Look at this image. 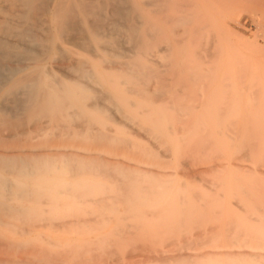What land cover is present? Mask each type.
<instances>
[{"label": "bare ground", "instance_id": "obj_1", "mask_svg": "<svg viewBox=\"0 0 264 264\" xmlns=\"http://www.w3.org/2000/svg\"><path fill=\"white\" fill-rule=\"evenodd\" d=\"M234 7L258 19L264 41V0H0V264H95L98 260L107 264V258L120 259L117 249H125L130 258L134 255L130 249L144 250L140 255L149 253L148 258L155 259H148L150 264H198L177 244L178 253L169 255L159 254L155 245H173L174 240L180 244L190 236L189 225H184L197 222L202 225L195 228L221 221L223 248L248 239L256 241L257 249L264 248V225L258 226L260 237L249 230L244 233L246 224H264V85L253 87V82L248 87V71L233 58L230 63L225 55L229 61L222 63L221 41L227 34L220 22ZM246 96L255 101H247ZM200 97L205 99L200 105L203 113ZM239 97L247 101L244 107L249 103V111L234 113L244 103ZM187 99L199 103L192 106ZM232 101L241 104L233 108ZM252 103L256 115L250 112ZM187 115L191 118L185 122ZM210 117L220 118L216 131L204 130ZM130 128L140 139L131 136ZM216 137L226 144L222 148L228 149V159L234 158L236 172L222 184L228 189L225 207L231 212L221 219L213 206L216 199L219 205L224 202L221 195L215 193L217 198L211 199L214 194L190 186L188 197V185L119 156L131 153L160 165L173 157L184 164L187 157L215 147ZM144 138L148 144L142 142ZM253 158L261 167L241 166ZM220 166L212 165L204 173L217 172ZM251 174L254 181L243 183ZM167 202L171 206L161 211ZM204 204L212 207L202 209ZM246 209L253 214L243 221L245 216H240ZM39 228L52 234L60 229L69 232L68 240L91 233L99 236L90 245V239L87 244L83 239L78 244L52 243L44 231L33 235ZM200 233L194 234L200 238ZM206 241L209 245L210 239ZM196 243L190 239L178 245L186 250ZM220 255L222 264H248L254 257L264 261L261 250L250 256L245 253L248 260L236 251Z\"/></svg>", "mask_w": 264, "mask_h": 264}, {"label": "rangeland", "instance_id": "obj_2", "mask_svg": "<svg viewBox=\"0 0 264 264\" xmlns=\"http://www.w3.org/2000/svg\"><path fill=\"white\" fill-rule=\"evenodd\" d=\"M232 10H229L223 17H222V19H226V21H227V23H225V21H223L222 19H221V22H220V24L222 25L223 23V25H222V27H223V30H224V32H223V34H227L226 35V38H222V41H223V43H222V41H221V52H222V63L223 64H227L228 63V61H229V59L227 60V56H229L230 57V63H237L238 64V66L240 67V68H242L246 73H247V71H248V73H249V78H247V80L245 81V83H247V85H248V87H250L251 85H252V83L254 82V84L252 85L253 87H259V86H263L264 85V83H262V82H264L263 80H264V51L263 52H260L261 51V48H262V50H263V48H264V41L262 40V39H260V37H259V35H260V30H258L259 28L257 27V21H258V19L256 18L255 19V17H252L253 15H251V14H249V13H243V11L241 10V9H239L238 7H234V8H231ZM223 21V22H222ZM224 25H226L225 27H224ZM229 31V32H228ZM256 33H258V34H256ZM234 35V36H233ZM230 38H229V37ZM258 38V39H257ZM255 40V41H254ZM248 41V42H247ZM247 42V43H246ZM258 42V44H259V46L260 45H262V47L261 48H259V46L256 44V43ZM249 43V44H248ZM255 43V44H254ZM247 48H246V47ZM258 48L260 49V51L258 50ZM258 51H259V53H258ZM225 55H227V56H225ZM228 57V58H229ZM233 58V59H232ZM231 59H232V61H234V62H231ZM262 69V70H261ZM250 71V72H249ZM262 71V72H261ZM252 72V73H251ZM258 72H260V74H257ZM247 73V74H248ZM251 73V74H250ZM252 74H257L256 76H259V79H258V77H256L255 75H253L252 76ZM251 76V77H250ZM261 76V77H260ZM263 76V77H262ZM254 77V78H253ZM254 79V80H253ZM263 79V80H262ZM250 82H251V84H250ZM206 99H208V97H205ZM239 98H242V99H240L241 100V103H243L242 105H240V106H243V105H247V101H248V97L246 96L245 98H246V100H245V98H243V97H239ZM252 98H254V97H252ZM200 104H199V109L200 108H202L200 105L201 104H203V101H205V99H204V97H200ZM204 99V100H203ZM237 99H238V97H237ZM237 99H235V100H237ZM250 99H251V97H250ZM249 99V100H250ZM203 100V101H202ZM239 100V101H240ZM253 102L255 101L254 99H251ZM188 101H190V99L188 100L187 99V102ZM194 102V105H196L197 103H199V102H196L195 100H193ZM201 101H202V103H201ZM239 101H237V102H239ZM236 102V103H237ZM246 102V103H245ZM257 102V101H256ZM256 102L254 103V105H256ZM189 103V105H192L193 106V103H192V99H191V101L190 102H188ZM235 103V101H232V107L234 108L235 106L237 107L238 106V104H241L240 102L238 103V104H236ZM251 103V102H250ZM198 105V104H197ZM196 105V106H197ZM205 105L206 106H204V107H208L207 105H208V102H205ZM252 105H253V103H252ZM254 105H253V110L252 111H250L251 113L253 112V111H255V110H258V109H255L254 108ZM225 106V105H224ZM239 106V107H240ZM238 107V108H239ZM238 108H236V110L234 111V113L236 112L237 114H239V113H243V111H241V110H243V109H250V106H249V103H248V107L246 108V107H240V109H238ZM252 108V107H251ZM258 108V107H257ZM246 110V111H249V110ZM259 109H260V107H259ZM202 111H200V110H196L195 109V111H197V112H202L203 113V111H204V109L202 108L201 109ZM211 110V109H210ZM232 110V109H231ZM234 110V109H233ZM213 111V110H212ZM212 111H211V113L210 114H212ZM194 112V111H193ZM192 112V113H193ZM196 112V113H197ZM199 112V113H200ZM231 111L229 110V113H230ZM257 112V111H256ZM256 112L255 113H252V114H254V115H256ZM195 112L193 113V114H196ZM208 113H209V111H208ZM228 113V112H227ZM229 113L227 114V115H229ZM258 113V112H257ZM230 114H233V113H230ZM249 115H250V113H249ZM189 116H191V115H189ZM252 115H250V117H251ZM255 117V116H254ZM187 118H191V117H188V115H187V117L185 116L184 117V121L186 122V119ZM218 117H215V119L213 118V119H211V117H210V120H206V122H208L207 124L208 125H205V126H207L206 127V129H204V130H209V132H210V130H214V131H216L217 129H219L218 127H219V125L217 126V124L219 123L218 121H220V118H218L219 120H216ZM231 118V117H230ZM226 119H228V118H226ZM225 119V120H226ZM250 119H254V118H250ZM189 120H191V119H189ZM224 120V119H223ZM221 121H222V119H221ZM213 122V123H212ZM217 122V124H215ZM215 126V127H214ZM205 128V127H204ZM264 128V127H263ZM262 128V129H263ZM131 129V131H129L130 132V134H131V136L133 135H135L134 137H137V133H135L133 130L134 129H132V128H130ZM129 129V130H130ZM216 129V130H215ZM264 130V129H263ZM132 132H134L133 134H132ZM212 132V131H211ZM229 134H232L231 132H228ZM138 138V137H137ZM217 138V137H216ZM138 139H140V136H139V138ZM145 140H147V139H145L144 138V140L142 141V142H144L145 144L147 143ZM219 139L217 138L216 140L214 139V143H213V145H215V147L214 146H212V144H211V146H212V148L210 147V149H209V147H208V152H204V155L203 154H201L200 156H196V157H193V155H191V157H192V160H191V157L190 158H186L185 159V161H184V164H183V162L181 161H177L178 159H176L175 158V161L177 162H175L174 161V158L172 157V158H170V159H168V158H165L164 160H166V162H168L169 164H167L166 163V165H160L159 163H156V162H153V161H147V160H140L137 156H135V155H132L131 153H119V156H120V158L121 159H124V161H126L127 163H130V164H132V165H135V164H141L142 165V167L143 168H145V169H148V170H153V172L154 173H158V171H161L164 175H166V179H169V178H172V177H174V178H172L171 180H173L174 182H176V183H180L181 185L183 184L184 186H187L185 189L187 190V192L188 193H190L189 194V196L188 197H190L191 196V191H189V190H191L190 188L192 187V189L194 190V189H196V188H199V191H201V193H203V192H205L206 191V193H208V195L209 194H211V195H215L214 197H212L211 195V199L212 198H214V199H216L217 197H216V194L215 193H217V195L219 194V195H221L222 197H224V195L226 194V196H227V193H228V189L227 190H225V188H224V186L222 185V184H224L223 183V181H225V178H231V179H233L234 177H236V172H234V162H233V160H234V158H230V159H228V157H230V156H228V149H223L224 147L226 148L227 146H226V144H224V142L223 141H218ZM148 141V140H147ZM149 142V141H148ZM148 144V143H147ZM222 145H224V146H222ZM219 147V148H218ZM223 147V148H222ZM215 148V149H214ZM221 149V150H220ZM223 149V150H222ZM216 151H218V152H216ZM221 151H222V153H221ZM227 152V153H226ZM215 153H216V157L214 158V159H212L213 158V156L215 155ZM231 153V151L229 150V154ZM219 154L223 157V155L225 156V157H218L219 156ZM223 154V155H222ZM205 155H208V156H205ZM232 156V155H231ZM205 157V158H204ZM189 159H190V161H189ZM227 159L228 160H230L231 162L229 163V161H227ZM168 160H170V162L168 161ZM194 160V161H193ZM253 160H256L255 162L253 161ZM253 160H249L251 163H249V161L248 162H246V161H243V163H241V166H243V167H247L248 166V168L250 167H252V170H254L255 168H259L258 166H260L261 167V165L259 164V162H258V160L257 159H255V158H253ZM188 163H187V162ZM196 161H197V164H196ZM177 164V166H179L180 165V163H181V165H183V167L181 166V168H180V171L178 170L179 168L176 166V165H174L175 163ZM191 162V163H190ZM194 162V163H193ZM252 162H254V164L256 163L257 164V166L255 167V165L254 164H252ZM170 163H171V165H170ZM186 163V164H185ZM226 163V165H222V164H225ZM229 163V164H228ZM232 163V164H231ZM212 165H218V166H220L221 168H220V170H218L217 172L216 171H213V172H206V173H204V169H206V168H209V167H211ZM191 166V167H190ZM223 166H225L227 169H229L228 167H230L232 170H233V172L231 171V170H229V172L231 173V174H229V173H227L228 172V170L227 169H222V167ZM172 169H171V168ZM177 167V168H176ZM189 167V168H188ZM225 167H223V168H225ZM184 170H183V169ZM189 169H190V171H189ZM195 170V172H196V170H200L201 171V173L200 172H196V173H194V170ZM191 170H192V172H191ZM190 172V173H189ZM182 173V174H181ZM184 173H186V174H184ZM189 173V174H188ZM213 173H215V174H213ZM200 174V175H199ZM249 174V173H248ZM186 175V176H185ZM202 175V176H201ZM213 175V176H212ZM230 175V176H229ZM254 175V174H253ZM192 178H191V177ZM201 176V177H200ZM175 177H176V179H175ZM188 179H187V178ZM199 177V178H198ZM205 177V178H204ZM215 177V178H214ZM253 176H252V174L251 175H247V177H245L246 178V180L244 181L243 180V183H246V184H248L249 182H253L254 181V179L252 180V179H250V178H252ZM204 178V180L203 181H201L202 179ZM206 178H208V179H206ZM211 178H213V179H211ZM248 178L250 179V181H248ZM187 180H189V181H187ZM194 180H197L198 181V183H196V181H194ZM210 180H213V181H211V182H209ZM180 181V182H179ZM199 181H200V183H199ZM216 181H218V182H216ZM205 182H208V184H204ZM213 182V184H211ZM214 182H215V184H214ZM187 183V184H186ZM217 183H218V185H217ZM196 184V185H195ZM199 186H198V185ZM210 184H211V186H213L214 185V188L213 187H211L210 186ZM221 184V185H220ZM182 185V186H183ZM216 185H217V187H216ZM191 186V187H190ZM204 186H206V187H210V191H208V188H206V189H203L202 187H204ZM196 187V188H195ZM213 188V189H212ZM212 189V190H211ZM215 189V190H214ZM197 190V189H196ZM205 190V191H204ZM203 191V192H202ZM226 191H227V193H226ZM198 192V191H197ZM221 192H222V194H221ZM225 193V194H224ZM202 196H205L206 194H201ZM220 196V197H221ZM193 197V196H192ZM192 197L190 198V199H192ZM219 198L220 200H224V202H222V204L221 205H219L218 203H220L219 201H216V200H218V199H216L214 202H213V206H214V209L215 208H217V210H219V211H223V213H221V214H219L220 212L219 211H217L216 209V211L215 212H217V214H216V216H218V218L219 219H221L222 217H224L225 215L227 216V214H229L231 211L228 209L227 210V208L228 207H225L226 206V201L228 200V196L227 197H224V198ZM227 199V200H226ZM228 202V201H227ZM235 203H237L236 201H235ZM169 204V206H171V204H170V202H167V203H165V205H164V203H163V205H162V207H158L161 211H165L166 210V208L168 207L169 208V206H167ZM206 204V203H205ZM205 204H204V206H202L201 208L202 209H204V208H211L212 206L211 205H206L205 206ZM236 205V204H235ZM157 205H155V207H156ZM160 206V205H159ZM221 207V208H219V207ZM225 207L226 209H224L223 207ZM121 210H122V208H120ZM214 209H211V213L214 211ZM224 209V210H223ZM168 210V209H167ZM213 210V211H212ZM225 210H227V211H225ZM207 211V210H206ZM227 212V213H226ZM244 213H242V215L240 216V217H244V219L242 218V220L243 221H246V220H248V218H252V217H249L250 216V214H248V213H252V211H249V210H247L246 209V211H243ZM247 214H248V216H247ZM253 214V213H252ZM251 214V216H253ZM257 214H259V213H256V214H254V216L253 217H256L257 216ZM263 214H264V212H263ZM213 215V214H212ZM215 215V214H214ZM225 216V217H226ZM248 218H247V217ZM262 216V215H261ZM214 217V216H213ZM259 217V216H258ZM263 217V216H262ZM260 218V217H259ZM218 219V220H219ZM246 219V220H245ZM262 219V218H261ZM220 221V220H219ZM193 223V222H192ZM195 223H196V221H195ZM199 225L201 224L200 222H197ZM196 223V224H197ZM254 223V224H253ZM252 224H246V230L244 231V233H245V235H246V233L248 232V230H249V234H252V233H254L253 235H256V233H259V231L260 232H262V229L261 228H259L260 226H262V225H264V224H262L261 222H253ZM196 224H192L191 225V223H189V224H185L184 226H186V225H191L190 227L189 226H186V227H188L189 229H190V232H188L189 234L188 235H190V236H188L187 238H189V239H183V240H181V241H183V242H181L180 244H179V241H176V240H174L175 241V245L173 244L172 245V242L170 243V242H168V243H166V244H162V242L161 243H159L158 244V242L155 244L158 248H156V246L154 247V248H156L157 249V251H159V254H161V255H169V254H174V252L176 251L177 252V249H182L181 251L183 252V254L184 255H191L192 254V256H194V258L192 259V260H195V259H197L199 262H200V264H203V262H201V261H208V264H212L211 262H213L214 260H215V262H217V261H219L220 259H221V257H222V261H223V256H221L220 254L221 253H226V252H230V251H236V252H240V253H242V255L243 256H245L244 254L245 253H247L248 255L247 256H250V254L251 255H254L255 253H258L260 250L262 251V252H264V248L263 249H257V246H256V241H253V240H249L248 239V241L247 242H243V243H240V242H238V243H236L235 245H233V246H231L230 247V245L229 246H226L225 245V248H223L221 245L222 244H220L219 245V242L221 243V234H222V231H220L221 229H222V224H221V221L220 222H211V223H206V224H203V226H204V228L206 229V230H209V231H206L203 227H199V226H196V228H195V225ZM197 224V225H198ZM213 224V225H212ZM217 224V225H216ZM194 225V228L195 229H197L196 230V232H195V229L192 227ZM202 225V224H201ZM210 225V226H209ZM215 225V226H214ZM257 227H256V226ZM41 225H39V227H40ZM259 226V227H258ZM216 227V228H215ZM244 227V226H243ZM211 228H212V231H211ZM250 228V229H249ZM192 229H194V230H192ZM214 229V230H213ZM220 229V230H219ZM245 229V228H244ZM253 229V230H252ZM41 229L39 228V229H36V231H33V235L34 236H36L37 235V233H40V232H42V231H44V230H42V231H40ZM258 230V231H257ZM50 231V230H49ZM49 231H44V232H42L44 235H45V237L50 241V242H56V243H58V242H62V241H66L65 243H69V242H73V243H76V244H78V242L80 241V240H85V241H83V242H87L89 245H90V243L92 242L93 243V241H96L97 240V237L99 236V234L98 233H91V235H82L81 237H77L78 238V240L77 239H75V237H72V238H69L70 240H68V237H70V236H66L67 235V233H69V232H65L64 231V233H63V231H61V229L60 230H54V234H52V230L49 232ZM201 231H203V232H201ZM257 231V232H256ZM160 232V231H159ZM200 234H202V236H204V237H202V236H200V238H199V236H197L199 233ZM264 232V231H263ZM52 235H51V234ZM61 233H63V234H61ZM193 233V234H192ZM194 233H196V234H194ZM209 233V234H208ZM221 233V234H220ZM205 234H208L209 235V238H208V235H205ZM261 233H259V236L258 237H260L261 235L264 237V235H263V233L260 235ZM53 235L55 236V238L58 240V239H60V240H58V241H56V239H54V237H53ZM158 235H159V233L157 232V234H156V236H155V234H154V236L157 238V239H159V237H158ZM160 235H161V232H160ZM159 235V236H160ZM194 235H196V236H194ZM57 236V237H56ZM163 236V235H162ZM162 236H161V238H162ZM247 236H248V234H247ZM246 236V237H247ZM252 235H249V237H251ZM59 237V238H58ZM198 237V238H197ZM203 239H202V238ZM205 237H206V239H210V242H209V245H208V241H206V239H205ZM242 237L244 238V236L242 235ZM249 237H247V238H249ZM253 237V236H252ZM251 237V238H252ZM63 238V239H62ZM155 238V239H156ZM197 238L198 240H195V239ZM243 238L241 239V240H243ZM250 238V239H251ZM53 239H54V241H53ZM65 239V240H64ZM87 239H90V242H89V240H87ZM164 238H162V240H163ZM182 239V238H181ZM194 240V241H196L197 243H196V245H195V247H194V245H193V248H191V249H189V247L188 248H186V250H184L185 248H180V246L179 245H183V244H185V241L186 242H188L189 240ZM218 239L220 240V241H218ZM253 239V238H252ZM75 240V241H74ZM87 240V241H86ZM178 240V239H177ZM185 240V241H184ZM200 240H202L201 241V243H202V245L200 244V242H198V241H200ZM203 240H204V242L206 241V244L203 242ZM257 240H259V239H257ZM133 241V240H132ZM215 241V242H214ZM217 241V242H216ZM261 241H263L264 242V240H262L261 239ZM176 242H178V243H176ZM80 243H82V242H80ZM79 243V244H80ZM85 243L84 244H82V245H85ZM86 243V244H87ZM91 243V244H92ZM132 243V242H131ZM194 243V242H193ZM198 243H199V245H200V247H199V245H198ZM245 243H247V244H245ZM253 243V244H252ZM141 244V243H140ZM168 244V245H167ZM172 245V246H170V245ZM176 244H177V247H176ZM179 244V245H178ZM212 244V245H211ZM243 244V245H242ZM165 245H166V247H165ZM264 245V244H263ZM163 246V247H162ZM178 246H179V248H178ZM196 246H198V248L196 247ZM256 246V247H255ZM175 247L177 248V249H175ZM110 249L112 248V247H109ZM194 248H196V250H194ZM158 249H160V250H158ZM163 251H162V250ZM173 249H175L174 251H172ZM193 249V250H192ZM106 250V249H105ZM107 250H108V247H107ZM119 249H117L116 251H117V253L119 254V256H120V259H119V257L117 258L115 255H117V254H115L114 256L116 257V258H114L115 260H119V262H120V264H121V262H122V264H139V262H141L142 264H146L147 263V260L149 259L150 261H152L153 262V260H155L154 258H151V257H149L148 258V256H150L149 255V253H147L148 254V256L146 255V253H144L143 255L141 254L140 255V253L142 252L143 253V251L141 250V249H139V250H141L140 252H138L139 250L137 249V252H136V250H132L131 251V249H130V252H131V254H133L134 253V255H135V253L138 255H132L134 258L135 257H137L138 259L140 258V260H138V259H134L133 258V260H132V256H131V258L129 257V255L128 254H126V255H124V253L126 252V253H128L127 251H125V249H124V251H123V249H120L119 251H118ZM129 251V250H128ZM160 251L162 252V253H160ZM168 251H172V253L170 252H168ZM180 251V252H181ZM258 251V252H257ZM253 252H255V253H253ZM139 253V254H138ZM166 253V254H165ZM178 253V252H177ZM186 253V254H185ZM211 253V254H210ZM101 254V252L99 253V255ZM205 254L206 255H208V256H206V259H204L203 257H205ZM213 254H214V256L215 257H213ZM97 255H98V253H97ZM124 255V256H123ZM139 255H140V257H139ZM202 255H204L203 257H202ZM210 255V256H209ZM144 258H143V257ZM146 256V257H145ZM199 257V258H196V257ZM225 256V255H224ZM112 257V256H111ZM127 257V258H126ZM155 257V256H154ZM185 257V256H184ZM189 258H191V256H188ZM146 258V259H145ZM214 258V259H213ZM217 258V259H216ZM220 258V259H219ZM244 258V257H243ZM245 258L247 259V257L245 256ZM252 258V260H253V256L251 257ZM257 257H254V260L256 259ZM113 259V258H112ZM112 259L110 258V259H106L107 260V264H109V262H112L111 264H116V263H118L119 264V262H117V261H115L114 259H113V261H112ZM126 259L127 260H132L131 262H128V261H126ZM142 259L143 260H146V263H144L145 261H142ZM153 259V260H152ZM211 260V262H209V260ZM248 259H250L249 257H248ZM247 259V260H248ZM259 260H257V261H259V262H257L256 260L254 261H252V263L253 262H257L258 264H264V261L262 262V257H261V259L262 260H260V258H258ZM108 260H109V262H108ZM124 260H125V263H124ZM129 260V261H130ZM191 260V259H190ZM189 260V261H190ZM197 260H195L194 262L195 263H197ZM246 260V261H247ZM149 261V262H150ZM206 261H205V263H206ZM222 261L220 262V264H222ZM97 262V264H101L100 262H101V260H98V261H96ZM96 262H95V264H96ZM99 262V263H98ZM147 263V264H150V263ZM151 262V264H153ZM193 262V261H192ZM199 262H198V264H199ZM251 263L249 260L246 262V263ZM106 263V262H105ZM140 263V264H141ZM204 263V264H205ZM218 263V262H217ZM216 263V264H217ZM248 263V264H249ZM251 263V264H252ZM257 263H255V264H257ZM194 264V263H193ZM213 264H214V262H213ZM254 264V263H253Z\"/></svg>", "mask_w": 264, "mask_h": 264}]
</instances>
